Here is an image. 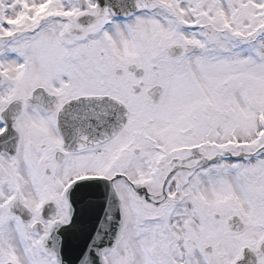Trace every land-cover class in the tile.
<instances>
[{
    "label": "snow or ice",
    "instance_id": "obj_1",
    "mask_svg": "<svg viewBox=\"0 0 264 264\" xmlns=\"http://www.w3.org/2000/svg\"><path fill=\"white\" fill-rule=\"evenodd\" d=\"M0 264H264V0H0Z\"/></svg>",
    "mask_w": 264,
    "mask_h": 264
}]
</instances>
